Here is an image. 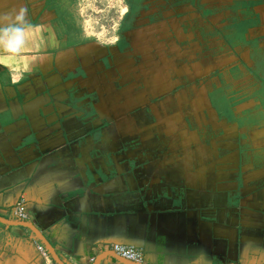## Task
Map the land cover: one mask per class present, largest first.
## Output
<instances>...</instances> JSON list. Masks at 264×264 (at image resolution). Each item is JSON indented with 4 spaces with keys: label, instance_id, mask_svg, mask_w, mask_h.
<instances>
[{
    "label": "crops",
    "instance_id": "crops-1",
    "mask_svg": "<svg viewBox=\"0 0 264 264\" xmlns=\"http://www.w3.org/2000/svg\"><path fill=\"white\" fill-rule=\"evenodd\" d=\"M64 4L0 0L32 25L0 53V264H264V0H144L99 42Z\"/></svg>",
    "mask_w": 264,
    "mask_h": 264
},
{
    "label": "rangeland",
    "instance_id": "rangeland-1",
    "mask_svg": "<svg viewBox=\"0 0 264 264\" xmlns=\"http://www.w3.org/2000/svg\"><path fill=\"white\" fill-rule=\"evenodd\" d=\"M126 6V0H65L62 12L79 42H99L114 37Z\"/></svg>",
    "mask_w": 264,
    "mask_h": 264
},
{
    "label": "clouds",
    "instance_id": "clouds-1",
    "mask_svg": "<svg viewBox=\"0 0 264 264\" xmlns=\"http://www.w3.org/2000/svg\"><path fill=\"white\" fill-rule=\"evenodd\" d=\"M31 31L32 25L28 23L23 9L14 17L0 15V53L19 54L27 45Z\"/></svg>",
    "mask_w": 264,
    "mask_h": 264
},
{
    "label": "built area",
    "instance_id": "built-area-1",
    "mask_svg": "<svg viewBox=\"0 0 264 264\" xmlns=\"http://www.w3.org/2000/svg\"><path fill=\"white\" fill-rule=\"evenodd\" d=\"M16 214L21 220L28 219L23 207H19ZM105 249L114 253L117 257L132 264H144L145 256L142 249L136 248L134 246H125L118 244L108 246ZM37 252L39 253L40 258L49 260V252L44 246L39 244L37 246Z\"/></svg>",
    "mask_w": 264,
    "mask_h": 264
},
{
    "label": "trees",
    "instance_id": "trees-1",
    "mask_svg": "<svg viewBox=\"0 0 264 264\" xmlns=\"http://www.w3.org/2000/svg\"><path fill=\"white\" fill-rule=\"evenodd\" d=\"M126 1H127V7L129 8V13L131 11H132V13H137V12H139L143 8V2H144V0H126ZM245 5L249 9L250 7H254L255 4L253 2H248V3H245ZM246 27H248V25ZM255 73L258 76L259 75L262 76V78H261V80H262L261 81V86L264 89V57H262L260 59V62L256 66V72Z\"/></svg>",
    "mask_w": 264,
    "mask_h": 264
},
{
    "label": "water",
    "instance_id": "water-1",
    "mask_svg": "<svg viewBox=\"0 0 264 264\" xmlns=\"http://www.w3.org/2000/svg\"><path fill=\"white\" fill-rule=\"evenodd\" d=\"M125 264H132V263H125Z\"/></svg>",
    "mask_w": 264,
    "mask_h": 264
}]
</instances>
